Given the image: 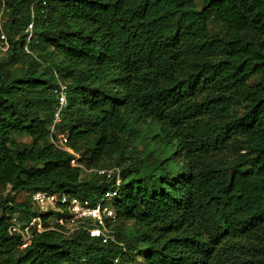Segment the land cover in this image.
Listing matches in <instances>:
<instances>
[{
	"label": "trees",
	"instance_id": "obj_1",
	"mask_svg": "<svg viewBox=\"0 0 264 264\" xmlns=\"http://www.w3.org/2000/svg\"><path fill=\"white\" fill-rule=\"evenodd\" d=\"M3 12L0 264H264V0H3ZM56 75L67 104L53 125ZM116 173L105 242L87 221L25 247L9 234V216L37 214L28 194L94 206Z\"/></svg>",
	"mask_w": 264,
	"mask_h": 264
},
{
	"label": "built area",
	"instance_id": "obj_2",
	"mask_svg": "<svg viewBox=\"0 0 264 264\" xmlns=\"http://www.w3.org/2000/svg\"><path fill=\"white\" fill-rule=\"evenodd\" d=\"M32 25H28L27 41L31 37ZM7 48V42L4 34H0V54ZM26 49V47H25ZM27 51V50H26ZM57 86L54 89L56 95V106L53 112V125L60 121L61 114L67 104L66 84L58 77ZM52 125V126H53ZM79 159L78 154L73 153L70 160L71 165L76 166L75 162ZM81 167V166H80ZM98 175L111 176L114 169H95ZM120 178L116 173L115 186L113 191H106L101 198L97 199L94 206H90L86 200H81L75 196H68L65 193H51L47 191H35L30 194L29 201L37 214L31 215L28 219H20L17 213L9 216V234H17L21 239V246L25 247L30 243L34 233H40L45 230H56L68 234L81 223L86 221L93 227H87L91 237H101L105 242L109 237V231L105 227V220H115V211L108 204V201L114 197L119 189ZM44 215H48L45 217ZM101 226V227H100Z\"/></svg>",
	"mask_w": 264,
	"mask_h": 264
},
{
	"label": "rangeland",
	"instance_id": "obj_3",
	"mask_svg": "<svg viewBox=\"0 0 264 264\" xmlns=\"http://www.w3.org/2000/svg\"><path fill=\"white\" fill-rule=\"evenodd\" d=\"M6 16H7V14H4V12H3V0H0V26H2V27L5 24ZM6 50H7V48L1 52V54H0L1 55L0 57L1 58H4L6 56ZM57 77L58 76L56 75V78ZM50 130H51L52 133H55L56 132V130L54 129L53 126L50 127ZM57 138H58V140L56 141V143L58 145H60V146H63L62 143L65 141V137L63 135H58ZM15 139L18 140V141L25 142V143H29L30 142V139L28 137L22 136V135H15ZM138 147H139V149H141L142 148V144H139ZM75 165L82 167L84 165V163L81 160V161L75 162ZM88 172H90V170H84V174H86ZM9 192H11L9 186H6L3 189H1V193L2 194H7ZM26 197H27V194H25V193H18L16 195H14L13 199H14L15 202H23L26 199Z\"/></svg>",
	"mask_w": 264,
	"mask_h": 264
}]
</instances>
